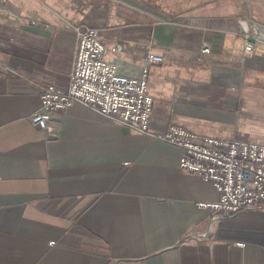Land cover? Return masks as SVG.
I'll list each match as a JSON object with an SVG mask.
<instances>
[{"label": "crops", "instance_id": "obj_1", "mask_svg": "<svg viewBox=\"0 0 264 264\" xmlns=\"http://www.w3.org/2000/svg\"><path fill=\"white\" fill-rule=\"evenodd\" d=\"M263 10L258 0H0V264H264V203L201 205L218 192L179 166V146L78 100L51 112L53 131L30 119L43 86L68 84L75 26L92 25L122 73L162 55L147 78L152 129L264 142V45L244 48L250 14L264 21Z\"/></svg>", "mask_w": 264, "mask_h": 264}, {"label": "built area", "instance_id": "obj_2", "mask_svg": "<svg viewBox=\"0 0 264 264\" xmlns=\"http://www.w3.org/2000/svg\"><path fill=\"white\" fill-rule=\"evenodd\" d=\"M75 29L77 40L68 84L61 88L48 83L41 88L40 108L30 116L35 126L53 131L51 112L81 101L113 121L179 146V166L199 174L218 192L215 201L201 205L234 213L264 203V142L217 137L175 123H169L164 130L152 129L154 98L148 91L147 78L149 67L160 62L162 55L147 53L138 74H125L107 57L98 27L84 25ZM251 38L258 36L246 33L245 49L262 48L261 42ZM201 51L209 52L210 45L203 44Z\"/></svg>", "mask_w": 264, "mask_h": 264}, {"label": "rangeland", "instance_id": "obj_3", "mask_svg": "<svg viewBox=\"0 0 264 264\" xmlns=\"http://www.w3.org/2000/svg\"><path fill=\"white\" fill-rule=\"evenodd\" d=\"M253 1H257V0H253ZM258 1H261L264 4V0H258ZM256 14H257V12H256ZM250 15L252 16V19H254V20L249 25L248 31L246 33H249L252 36H258V39H256V38H251V39L255 40L256 43L261 42L260 44H262V46H263L264 45V21L263 20H257L254 18V16L252 14H250ZM257 15H263L262 17H264V10H263V12H259ZM245 41H246V34H245ZM204 44H207V43H204ZM244 48H245V42H244ZM249 51L250 50L246 49L247 54ZM175 124H177V123H175ZM203 134H205V133H203ZM249 141H251V140H249ZM252 205H254V204H252ZM249 206H251V205H249ZM249 206H247V207H249Z\"/></svg>", "mask_w": 264, "mask_h": 264}]
</instances>
